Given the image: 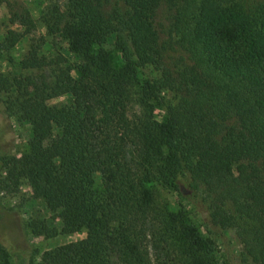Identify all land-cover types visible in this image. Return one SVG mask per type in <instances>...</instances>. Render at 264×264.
Segmentation results:
<instances>
[{"label": "trees", "instance_id": "trees-1", "mask_svg": "<svg viewBox=\"0 0 264 264\" xmlns=\"http://www.w3.org/2000/svg\"><path fill=\"white\" fill-rule=\"evenodd\" d=\"M162 2L67 0L60 35L81 66L33 51L21 62L31 75L0 72V101L32 127L24 155L0 154V193L26 180L51 213L69 216L60 231L32 219L35 237L86 232L31 264H153L149 242L172 264H219L185 203L235 234L241 264H264V0H187L171 20L176 57L155 29ZM17 15L34 24L25 8ZM22 37L9 30L0 49ZM62 96L72 102L49 105ZM153 184L174 191L179 209L159 206ZM0 264H12L1 243Z\"/></svg>", "mask_w": 264, "mask_h": 264}, {"label": "rangeland", "instance_id": "rangeland-1", "mask_svg": "<svg viewBox=\"0 0 264 264\" xmlns=\"http://www.w3.org/2000/svg\"><path fill=\"white\" fill-rule=\"evenodd\" d=\"M187 0H163L155 19V29L162 39L172 45L169 55L181 56L180 47L172 34L171 20L176 15L180 6H184ZM67 0H8L0 3V43L7 36L9 30H16L23 34L20 42L10 52L0 49V72L10 74L12 77H26L31 71L22 69L21 62L27 59L31 52L36 51L37 56L43 62L55 65L56 62L68 60L75 67H80L82 62L67 52L66 42L60 35V30L67 22ZM26 9L34 24L24 26L19 18L15 17ZM18 16V15H17ZM15 20L12 23L11 20ZM112 56V64L115 68L123 65L120 54L114 44L104 45ZM78 78V73L73 74ZM6 96L0 101V154L3 157H21L28 151V143L32 138V127L27 122L18 120L14 111H8ZM72 102L68 96H62L50 100L49 105L58 110L63 105ZM140 108L135 101H131L127 107L129 117L139 114ZM9 112V113H8ZM165 112L158 110L155 119L161 121ZM128 157L132 167L136 165L134 146L128 148ZM4 173L0 165V174ZM156 195L159 206H167L176 211L182 200L169 189L158 184L150 185ZM97 187L103 189V179L97 176ZM188 207L193 222L200 226L203 234L210 238L214 254L219 264H241V247L235 234L231 231H223L220 228L208 224L206 214L202 210ZM67 214H53L48 209L43 199L35 198L31 187L23 180L15 194L0 193V243L10 252L12 264H31L39 262L45 251L61 245L75 242L85 238L86 232L79 234H59L55 238L35 237L28 226L32 219H41L60 226L61 221H67ZM61 228H59L60 231ZM149 253L153 264H172L164 253L157 251L148 243Z\"/></svg>", "mask_w": 264, "mask_h": 264}]
</instances>
